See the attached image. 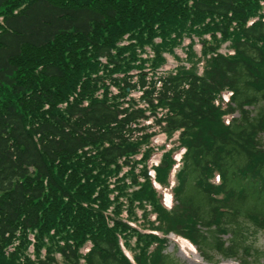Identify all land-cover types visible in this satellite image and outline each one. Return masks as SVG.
<instances>
[{"label":"trees","instance_id":"trees-1","mask_svg":"<svg viewBox=\"0 0 264 264\" xmlns=\"http://www.w3.org/2000/svg\"><path fill=\"white\" fill-rule=\"evenodd\" d=\"M262 133L264 0H0V264H249Z\"/></svg>","mask_w":264,"mask_h":264},{"label":"rangeland","instance_id":"rangeland-1","mask_svg":"<svg viewBox=\"0 0 264 264\" xmlns=\"http://www.w3.org/2000/svg\"><path fill=\"white\" fill-rule=\"evenodd\" d=\"M178 53L180 54V52ZM169 59L170 61L168 62L173 61L171 58ZM260 136H261V140L264 143V133H262ZM155 137L161 138V141L159 142L157 140H154ZM155 137L153 138L154 141L152 140L151 142V144L154 147V152L151 154V159L153 158V155L155 156L154 158H158V156L162 152L161 151L162 147H157L155 145H159L164 142L167 147H172L174 145L176 146L177 144L176 133H174L169 138H165V135L161 132L158 133L157 136ZM180 152H181L180 149L177 147V149L172 153L173 157L175 159L179 158ZM172 183H173V178H170V184ZM165 195L168 197V202L167 203L163 202V203L165 205H168L171 201L169 191H167ZM254 205L258 206L257 209H259V212L264 214V197H260V199L257 201H251V200L248 201L244 209ZM236 229L241 235L237 237V241H236V244L238 245L236 250L237 253L241 254L242 249H245V251L250 254V257H247V261L249 264H264V232L256 229V227L253 224L249 223L248 220H244V219H241L238 222V226ZM168 239L169 240L165 248V252L167 254H170L172 258L179 261L180 264H210L208 262H205V260L198 255L197 251L193 246L186 244L187 246L183 247L182 245H180V243L183 241L173 237L172 234H169ZM221 239L226 240L228 239V236L223 235ZM29 240L31 239L29 238ZM24 245L27 248L29 247L31 249V245L29 243L26 244L24 242ZM8 247H6L3 251L4 257L8 256V252H6ZM205 248H206V252L208 253V256L211 257L212 264H238L234 260H219L217 262L216 260H218V256H216L213 253V250L211 249V244L205 246Z\"/></svg>","mask_w":264,"mask_h":264}]
</instances>
